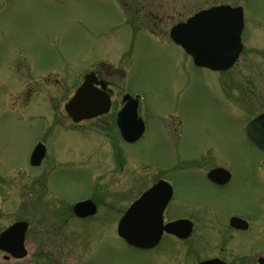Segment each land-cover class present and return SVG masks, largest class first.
Wrapping results in <instances>:
<instances>
[{"label":"rangeland","instance_id":"1","mask_svg":"<svg viewBox=\"0 0 264 264\" xmlns=\"http://www.w3.org/2000/svg\"><path fill=\"white\" fill-rule=\"evenodd\" d=\"M213 2L155 0V10L163 5L159 12L167 16L164 33L157 35L138 28L135 0H0V229L18 220L31 224L28 256L0 264H33L41 252L46 264H168L171 258L136 254L118 235L111 210L67 222L62 210L105 188L145 187L147 181L137 182L139 171L148 180L168 168L177 190L171 214L202 221L188 242L206 237L213 245L229 213H237L251 223L236 234V249L264 255V152L243 127L256 110L245 113L220 94L238 65L227 72L197 67L166 38L180 19ZM244 12L252 30L241 58L253 61L245 74L264 88V0H245ZM104 64L124 72L111 77L115 101L123 93L141 98L146 130L134 143L92 121L77 131L68 128L73 121L65 104L83 75ZM27 84L32 89L24 97ZM39 142L48 156L32 166ZM214 166L232 174L223 188L207 179ZM205 247V255H214ZM177 257L176 264H183Z\"/></svg>","mask_w":264,"mask_h":264},{"label":"flooded vegetation","instance_id":"2","mask_svg":"<svg viewBox=\"0 0 264 264\" xmlns=\"http://www.w3.org/2000/svg\"><path fill=\"white\" fill-rule=\"evenodd\" d=\"M147 1L148 0H135V12H134V14H135V16H137V15L139 16L138 20H136L137 25L139 26L138 28L143 30L142 28L145 27L146 29L147 28L149 29V32L151 34L155 33L157 35L158 34L162 35V33H164V31H165L164 25H166L167 16L161 14L159 11H162L164 6L158 5V10H155V6H154L155 0H152L151 2H149V7L146 9ZM244 1L245 0H214V2L209 5V7L214 6V5H230L232 7L241 6L243 8V27H242V32H241V45H242L241 53H240L239 57L236 59V61L234 62V64L230 68L225 69V70H219L216 72H227V71L231 70L234 66L238 65L239 73L235 74L233 76H230L229 79L223 85L224 90H222L220 92L221 97H222V101H225V102L230 103V104L237 106V107H241L240 109H242V111H244L245 113L247 110H254L255 109L256 115L254 117H256L257 115L264 112V88L263 87L260 88L258 81H254L251 77H249L247 74H245V72H246L245 70L249 69L247 67H250L252 65L253 61L249 60V58H245V59L241 58L243 51L245 50L247 43H248V38H249L250 32H251L250 30H252L251 29L252 25L249 22L248 17L245 15V12H244ZM143 9H146V12H145L146 16L144 15V17H141V14H142L141 12ZM197 11L193 12L192 14L188 15L187 17H185L183 19H180L178 22L186 21L191 15L195 14ZM166 38L171 39L170 30L168 31V36H166ZM102 66H103L102 70L97 69V70H89L88 72H86L82 77V82L84 80V76L89 72H95L98 80H102L105 82V86H104L105 88L104 89L110 95V98H111V106H110L109 111H107V113H102V114L97 115L95 117H92L90 119H85V120H82L79 122L73 121L71 119V117L68 116L73 121V125L71 127H68V128L77 131L79 129V127L82 125V123H86L87 121H92L90 125H92L93 127L96 126L98 128H101V130L107 129V128L114 130V128H116V130L119 134V137L124 140V138L121 136L120 127H119L117 120H118V112L127 103L128 100L125 99L126 93H123L121 99L118 102L115 101L114 95H115V90H116V88H115L116 82L111 79L112 75H114V76L118 75L119 76V74L121 75V73H124V72L119 67H114L113 69H111L113 65H105L104 64ZM22 67L24 69L23 75L29 76L30 75L29 68L27 66H22ZM261 82L262 81H260V84H261ZM80 84L77 85L76 90ZM96 86L99 87L100 89L102 88V85L100 83H96ZM31 89H32V87L29 84H27L26 91L23 92L24 97L29 96ZM139 99L141 100L140 97H139ZM140 100H139V102H140ZM116 104H117V107H115ZM138 114H139V105H138ZM139 116H140V114H139ZM251 119L252 118H248V120H246L243 123V127ZM94 121H96V122L94 123ZM86 125H88V124H86ZM84 126H85V124H84ZM39 143H41V142H39ZM255 148L264 152V149L262 150V149H259L257 147H255ZM47 156H48L47 147H45L44 158L42 159L41 163L38 166H40L44 162V160L47 158ZM181 158L185 159V157H181ZM178 161H181L179 157H178ZM146 167H148V166H144L141 169L144 170ZM151 167H158V166L155 165V166H151ZM216 168L228 170L224 166H214L207 172V179L211 183L215 184L216 186L223 188L224 186L228 185L231 182L232 174L229 171L230 176L226 181H223V182L213 181L208 176V173L212 169H216ZM172 169H173V167H171V170ZM176 169H178V168L176 167ZM169 172H170L169 168L165 171L158 170L157 172H154V176L148 177L149 179L147 180V177L143 176L141 174V172L139 171L140 174L137 178V182L143 181V183H145V181H147L148 185H146L145 187L121 188V189L116 190L115 192L109 191L108 188H105V189L101 190L100 192H94L93 196L88 197V199H91L93 201V203H95L96 213L89 215V216H86V217H79L77 215V213L74 209L76 202H74L70 205H66V207L63 208L62 210H64L66 212V214L67 215L69 214V215L67 216L64 212V214L66 215V218L63 222H67L71 216H75L76 218H80V219H84V220L89 218V217H93V216L97 215L100 212L101 208H103V207H104V209H106V211L111 210V212H107V213H111V215L113 214V216H114L113 219L114 220L117 219V222H120L124 213L129 209V207L135 201L140 200L142 198V196L144 195V193L149 191L158 182L164 180V181H167L168 183L171 184V188H170V186L167 185V187L170 190V193L168 194L167 188H165V186L162 188H158L157 189L158 193L152 194L143 200L142 205L144 206V209H152V208H154V206L165 204V207L163 209V215H162L163 224L166 225L170 222H175V221H180V220L185 221L186 220V222H192V226H193L192 233H193L197 222H202V221H200L198 219L191 218V217H187L184 214H181V215L171 214V211H170L171 205H172L174 199L176 198L177 190H176V187L173 184L172 180L169 178V175H167ZM141 175H142V177H141ZM61 202H62V200H61ZM59 203H60V201H59ZM234 217H240L241 220L239 222H247L248 227L239 228V227H236L235 225H233L232 222H237V221L233 220ZM227 219H228V225L224 224V229L222 232H220V228L218 229L219 233H220V239H217V241L213 245H210L209 241L205 240L206 237H203V238L201 237L203 240L194 242L195 244H193V242L190 243V242H188V240H189L190 236L192 235V233L187 237H182L178 234L168 232L166 229L162 230L163 232H162L161 237H160L159 241L157 242V244H155L152 247H148V248L139 247V246H132V245L128 244L123 238L122 239L126 242V244L128 246H130L136 252V254H139V255L148 254L150 258H155V259H157V258H161V259L171 258V259L167 260L168 264H176V261L178 260L177 255H180L181 257H183V264H189L190 262H192L191 264H198L202 261L210 260V259H217L215 264H264V255L263 254H262V256L260 255L258 257L254 256L255 255L254 253H258L261 250L256 251V252L253 251V252L246 253V252H242V251L238 252V250L236 249V244L238 242L236 239L237 238L236 234L238 232H246L249 229V226L251 223L249 221V219L247 217H243L242 215L237 214V213H229ZM62 220H63V218L60 219V221H62ZM111 220L112 219L105 218L102 221L108 222ZM13 223H15V222H13ZM27 224H28V227H27L26 233H25V248L27 250V254L22 258H25L29 254L27 246H26V240H27V237L29 235V231H30L29 229L31 227V224H30V222H27ZM10 225H8V226H10ZM8 226L1 228L0 233H1V231H3ZM232 230H237V232H232ZM89 241L85 242L84 247L88 248ZM205 246L209 247L210 249L212 248L213 251L211 250V253L213 252L214 255H212V256L205 255L206 254V250L204 249V248H206ZM263 251L264 250H262V252ZM86 255L87 254H85V256ZM22 258H17L15 256H13L11 253H8V252L3 251V250L0 251V259H2L3 262L19 261ZM34 259L30 261L33 264H46L44 254H42V252L39 254L37 253V257L35 260Z\"/></svg>","mask_w":264,"mask_h":264},{"label":"water","instance_id":"3","mask_svg":"<svg viewBox=\"0 0 264 264\" xmlns=\"http://www.w3.org/2000/svg\"><path fill=\"white\" fill-rule=\"evenodd\" d=\"M243 27L242 7L227 5L213 6L203 9L191 16L187 21L180 22L172 27L171 37L185 51L191 55L194 63L200 67L213 70L229 68L241 52V32ZM100 83L102 88H98ZM105 82L98 80L95 73L85 76L83 83L75 95L66 103L65 109L75 121L90 118L109 111L111 100L105 91ZM128 102L118 113V124L123 138L128 142H135L144 133L145 124L138 116V99L129 95ZM247 136L258 147L264 149V113L251 120L246 126ZM45 153V147L38 144L31 156V164L39 165ZM211 180L223 182L230 174L224 169H213L208 174ZM165 184V185H164ZM167 188L166 183L159 182L146 192L140 200L131 205L118 224V233L134 246L152 247L159 241L162 230L187 237L192 231V222L175 221L166 225L162 222L165 204L144 209L143 200L158 193V188ZM76 213L85 217L96 212L92 200L78 202L74 207ZM233 225L239 228L248 227L247 222H239L238 217L233 218ZM28 224L18 221L0 233V251L4 250L17 258L27 254L25 248V233ZM217 259L201 262L199 264H215Z\"/></svg>","mask_w":264,"mask_h":264}]
</instances>
